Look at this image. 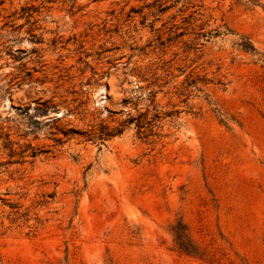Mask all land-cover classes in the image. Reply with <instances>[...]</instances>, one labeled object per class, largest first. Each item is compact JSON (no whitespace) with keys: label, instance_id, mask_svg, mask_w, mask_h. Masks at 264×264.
<instances>
[{"label":"rangeland","instance_id":"obj_1","mask_svg":"<svg viewBox=\"0 0 264 264\" xmlns=\"http://www.w3.org/2000/svg\"><path fill=\"white\" fill-rule=\"evenodd\" d=\"M0 264H264V0H0Z\"/></svg>","mask_w":264,"mask_h":264},{"label":"trees","instance_id":"obj_2","mask_svg":"<svg viewBox=\"0 0 264 264\" xmlns=\"http://www.w3.org/2000/svg\"><path fill=\"white\" fill-rule=\"evenodd\" d=\"M252 45V44H251ZM245 49H254L253 46L244 45ZM182 228V227H181ZM178 244L179 248L186 252H192V244L189 242L188 237L186 236L185 229L178 231ZM191 248V249H190Z\"/></svg>","mask_w":264,"mask_h":264}]
</instances>
